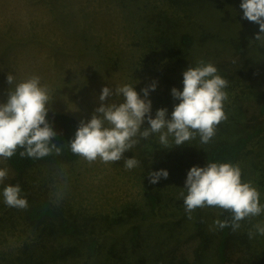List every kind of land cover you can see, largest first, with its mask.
I'll return each mask as SVG.
<instances>
[{"label": "rangeland", "instance_id": "1", "mask_svg": "<svg viewBox=\"0 0 264 264\" xmlns=\"http://www.w3.org/2000/svg\"><path fill=\"white\" fill-rule=\"evenodd\" d=\"M241 2L0 0V103L7 102L10 87L36 75L50 89L49 111L80 123L89 121L100 106L104 87L139 81L134 90L143 98L141 89L156 82L148 97L152 116L166 108L171 118L179 103L171 90H183V72L189 67L201 60L211 62L229 80L224 89L227 119L216 127L209 143H201L197 135L176 146L170 137L165 148L154 134L124 154L139 161L131 170L124 167V159L104 163L98 158L89 163L79 157L68 164L37 163L19 179L0 158V168L9 169L0 194L5 186L19 184L28 191L24 195L28 203L47 199L55 209L64 210L62 217L77 231L71 237L44 238L33 254L54 253L53 248L59 254L49 264H168L183 259L196 264H264V236H248L253 225L264 222V213L246 218L239 230L231 231L220 260V233L214 222L225 210L197 208L189 219L183 203L188 171L207 165L192 147L198 150L250 134L233 165L240 167L242 182L258 189L264 204V113H260L264 42L255 41L259 25L243 18ZM164 28L171 49L159 40ZM183 35L191 40L188 46L180 41ZM9 73L15 77L12 86L7 83ZM147 127L145 120L142 128ZM160 170H166L168 178L150 183L148 174ZM150 194L156 195L153 207ZM0 204H4L2 195ZM9 209L15 212H7L8 226L0 227V264H22L24 244H32L35 233L25 221L26 210L5 205L4 211ZM74 237L87 246L93 241L95 254L86 258L82 249L72 250L82 244ZM201 243L195 260L193 253Z\"/></svg>", "mask_w": 264, "mask_h": 264}, {"label": "clouds", "instance_id": "2", "mask_svg": "<svg viewBox=\"0 0 264 264\" xmlns=\"http://www.w3.org/2000/svg\"><path fill=\"white\" fill-rule=\"evenodd\" d=\"M240 8L243 18L259 25L255 41L264 42V0H242ZM15 77L7 75V83L12 86ZM104 87L99 97L100 106L95 109L91 119L81 121L74 138L68 143L70 151L89 163L98 158L104 162H118L124 159V167L133 169L139 165L134 157L124 158V154L136 146L141 139L158 134L159 142L167 148L171 137L176 146L195 139L197 135L203 144L214 137L216 127L227 116L224 102L228 94L224 89L228 81L218 74L211 63L199 61L197 66L183 72V90H171L174 105L171 118L168 110L162 108L152 116L150 91L156 90V82L141 89L143 98L135 91V85ZM7 102L0 103V158L13 157L18 149L21 158L41 160L46 157H60L62 148L53 143L57 133L46 119L53 98L47 85L41 83L39 76L33 75L9 88ZM115 97L110 103L109 98ZM122 98V102H121ZM147 120L149 127L142 128ZM9 169L0 168V184L7 179ZM169 173L160 170L148 174L149 182L156 184L161 178L167 179ZM242 172L238 165L230 163H208L203 168L194 166L188 173L183 189L187 194L183 203L186 213L206 206L218 207L232 213L231 221L216 220L219 229L231 227L235 232L241 228V221L258 217L264 213L260 193L251 182H242ZM4 204L9 208L26 210L28 201L19 184L4 187ZM183 195V193H182ZM62 194L55 204L64 198ZM249 238L259 234L264 236V222L253 225Z\"/></svg>", "mask_w": 264, "mask_h": 264}, {"label": "trees", "instance_id": "3", "mask_svg": "<svg viewBox=\"0 0 264 264\" xmlns=\"http://www.w3.org/2000/svg\"><path fill=\"white\" fill-rule=\"evenodd\" d=\"M166 30L165 28L160 32L162 35L159 36V40L164 43L165 47L167 49H171L170 43H167L168 39L166 37ZM183 45L188 46L191 43V40L188 36L183 35L181 40ZM235 48L237 51H240L241 47L239 45H235ZM183 58H177L176 60H180ZM241 67H244L243 65ZM221 77L225 79V75L221 73ZM229 81V80H228ZM261 106H260V113H264V92L261 95ZM46 119L49 121V123L53 126V130L57 133L55 139L52 141L53 143L58 144L59 147L62 148V154L60 157H46L41 160H35L32 158L24 157L21 158L19 155L20 151H23V149H18L16 154L5 160L8 167L11 169V171L18 175L19 179L22 178L23 174L26 173L28 169H30L32 166L36 165L37 163H50V164H68L75 162L79 156L74 155L70 151V145L68 144L75 135V132L77 131V128L79 126V122L74 119L73 117L63 114V113H57L49 111ZM252 138V135H246L237 137L233 141H218L215 142L213 145L204 146L198 150L194 149L197 154L201 156V158L205 161V163H230L233 164L240 154V152L245 148L247 142ZM189 144V143H188ZM190 145V144H189ZM188 151L187 146L185 153ZM172 154L169 155V159L171 158ZM22 193L24 195L28 194V191L26 189H22ZM150 203L151 207L154 206V203L156 201V195L150 194ZM28 208L25 211V221L29 223L31 226H33V231L35 233V239L32 241V244H24V250H22L23 258L21 260L22 264H49L53 262L56 258L55 254L57 253L53 248L52 250L54 253L50 251H45L41 253H34L33 249L37 245H39V242L42 241L44 238L49 240L51 236H74L77 231L68 225V222L65 220L67 218H63L62 214L64 213V210L62 209H55V206L52 205L50 201L47 199H43L42 201H32L28 203ZM5 210V205L0 204V227H3L4 229L7 228L6 220L8 218L6 217L7 212H15V210L9 209L7 211ZM232 213L230 211H224L221 216V221H231ZM135 234L137 229L135 228ZM231 227L219 229L220 233V239L217 245V253L220 260H224V255L227 250V246L229 244V238L231 234ZM56 237L54 238V240ZM75 240H81V245H74L72 246V250L75 251V249H82V252L85 254L86 258L90 255L95 254L96 249L93 247L94 242H89L88 246L85 245L82 239L78 237H74ZM202 246V243L198 246V248L194 251V257L195 260L198 257V251L199 248ZM71 251V250H69ZM161 258L163 259L162 255ZM19 260L21 258H18ZM111 264V263H107ZM117 264V263H115ZM168 264H196V261L193 263H189L187 260H180L177 263H173L171 261L168 262Z\"/></svg>", "mask_w": 264, "mask_h": 264}, {"label": "bare ground", "instance_id": "4", "mask_svg": "<svg viewBox=\"0 0 264 264\" xmlns=\"http://www.w3.org/2000/svg\"><path fill=\"white\" fill-rule=\"evenodd\" d=\"M108 13V12H107ZM106 16V15H105ZM103 56V55H102ZM99 60V59H98ZM104 60V59H103ZM100 62V61H99ZM107 63V62H106ZM105 64V63H104ZM114 69V68H113Z\"/></svg>", "mask_w": 264, "mask_h": 264}]
</instances>
